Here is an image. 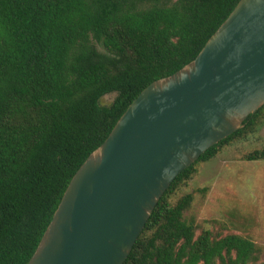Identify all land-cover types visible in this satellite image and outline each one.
<instances>
[{
  "label": "trees",
  "instance_id": "16d2710c",
  "mask_svg": "<svg viewBox=\"0 0 264 264\" xmlns=\"http://www.w3.org/2000/svg\"><path fill=\"white\" fill-rule=\"evenodd\" d=\"M238 1L0 0V264L28 263L129 104L192 61ZM263 109L176 176L123 264H264L252 239L186 218L193 195H179L201 162L258 130ZM239 158L264 160V146Z\"/></svg>",
  "mask_w": 264,
  "mask_h": 264
},
{
  "label": "water",
  "instance_id": "95a60500",
  "mask_svg": "<svg viewBox=\"0 0 264 264\" xmlns=\"http://www.w3.org/2000/svg\"><path fill=\"white\" fill-rule=\"evenodd\" d=\"M263 105L264 0H239L192 61L129 104L27 264H123L176 176Z\"/></svg>",
  "mask_w": 264,
  "mask_h": 264
},
{
  "label": "rangeland",
  "instance_id": "374dc122",
  "mask_svg": "<svg viewBox=\"0 0 264 264\" xmlns=\"http://www.w3.org/2000/svg\"><path fill=\"white\" fill-rule=\"evenodd\" d=\"M113 98L114 94L105 95L101 103L109 104ZM263 146L264 119L255 133L223 147L211 160L201 162L196 175L180 190L179 195H193L185 217L214 232L241 234L264 247V160L239 158ZM208 220L219 223L208 224Z\"/></svg>",
  "mask_w": 264,
  "mask_h": 264
}]
</instances>
